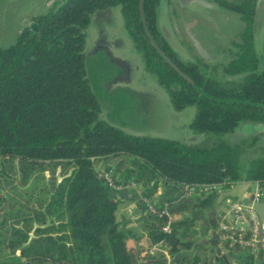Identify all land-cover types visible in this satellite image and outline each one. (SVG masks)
I'll return each instance as SVG.
<instances>
[{"label":"trees","instance_id":"trees-1","mask_svg":"<svg viewBox=\"0 0 264 264\" xmlns=\"http://www.w3.org/2000/svg\"><path fill=\"white\" fill-rule=\"evenodd\" d=\"M138 2L69 0L53 15L34 19L39 32L26 27L13 44L0 48V160L53 175L37 224L31 215L20 221L9 212L13 202L0 187V246L13 253L3 252L0 264H138L137 254L141 261L164 259L141 257L140 235L119 221L124 201L136 203L150 245L163 241L177 264H210L209 245L198 243L210 231L207 212L218 193L186 198L185 186L226 189L243 180L264 186V158H249L258 138L234 143L228 138L242 123H264V109L201 96L153 48L139 22ZM120 4L125 26L141 29L133 42L146 72L157 76L176 111L196 107L189 128L206 137L203 143L133 136L101 119V103L88 79L85 36L78 28L63 31L72 25L87 28L96 10ZM156 5L157 0H147L144 6L150 27ZM182 65L214 97L264 104V74L230 84L208 76V67ZM102 170L112 171L117 183L141 184L140 193L116 192L99 176ZM144 198L173 214L171 234L162 232L165 222L148 212ZM8 218L16 223L8 227ZM217 242L224 251L213 264H264L250 249L230 247L218 237Z\"/></svg>","mask_w":264,"mask_h":264},{"label":"flooded vegetation","instance_id":"flooded-vegetation-1","mask_svg":"<svg viewBox=\"0 0 264 264\" xmlns=\"http://www.w3.org/2000/svg\"><path fill=\"white\" fill-rule=\"evenodd\" d=\"M59 1H32L22 6V10L33 22L38 16L53 15L69 0L65 3V0ZM146 1L144 0L143 8ZM161 2L162 0H157L155 19L151 21V27L145 15L146 23L158 46L177 67H185L182 63L191 64L192 67H208L205 70L208 76L230 84L243 82L253 73L264 74V0H164L163 7ZM128 3L136 5L135 1ZM128 3L125 2L124 5H130ZM140 4L141 0L138 2L139 22L148 38L141 17ZM122 6L120 4L99 9L93 14L107 9L120 11L124 32L133 44V53L140 57L144 72L151 74L146 72L142 55L135 49L133 42V35L141 32L139 24L132 25L136 28L135 32L132 27L130 29L125 26ZM82 29H85V33L82 31L81 33L86 41L90 35L89 25ZM199 50L204 51L205 57ZM84 51L88 79L99 102L105 104L106 101L103 99L109 101L110 96L104 95L103 84L115 77L114 70L107 67L119 65L106 52H104L106 55H101L104 50H88L86 44ZM163 61L166 63L164 59ZM229 67L247 68L231 74L227 72ZM220 69L226 75L225 81L217 75ZM104 70L106 72L103 74Z\"/></svg>","mask_w":264,"mask_h":264},{"label":"crops","instance_id":"crops-1","mask_svg":"<svg viewBox=\"0 0 264 264\" xmlns=\"http://www.w3.org/2000/svg\"><path fill=\"white\" fill-rule=\"evenodd\" d=\"M21 3L24 6L27 5L26 0H21ZM122 23L119 10H103L94 16L89 24L90 35L86 39L87 49L104 50L101 55H106L104 54L106 52L119 65L118 67H107L114 70L115 77L108 80L105 85L103 84L104 95L110 96V99L109 101L103 99L106 102L101 103V119L125 134L179 141L190 145L199 144L201 142L199 136L204 135L195 134L189 128L195 113L185 115L187 108L182 111H176L173 108L169 94L161 87L157 77L144 72L141 59L133 53V44L125 34ZM105 72L104 70L103 74ZM252 137L258 138V142L249 158H264V123H242L228 138L234 143ZM257 185L243 180L223 189V192L218 194L213 208L207 212L210 231L201 238L198 246L209 245L210 264H213L216 254L224 251L223 246L217 242V232L219 219L228 210V199L244 200L256 210L262 222L261 240L264 242V200L259 203L253 202ZM121 206H124L122 212H125L128 217L127 228L140 235L137 242L139 250L142 252L143 248L147 247L151 249L136 203L124 201ZM122 212L119 211V217ZM196 251L193 249L190 254H195ZM174 264H177V259Z\"/></svg>","mask_w":264,"mask_h":264},{"label":"rangeland","instance_id":"rangeland-1","mask_svg":"<svg viewBox=\"0 0 264 264\" xmlns=\"http://www.w3.org/2000/svg\"><path fill=\"white\" fill-rule=\"evenodd\" d=\"M35 1V0H33ZM60 0L59 2H62ZM68 1L65 0L64 3ZM30 0H26V4H29ZM63 3V4H64ZM21 0H0V48L8 47L13 44L20 32L28 27L32 22L30 16H28L23 10ZM222 81L226 80V75L220 69L217 74ZM196 114V107H188L185 111V115ZM195 116V115H194ZM194 118V117H193ZM192 118V119H193ZM182 136V135H181ZM203 137V138H202ZM199 136L201 142L205 136ZM189 140L191 138L189 137ZM193 140V139H192ZM231 141V140H230ZM198 144V143H197ZM254 158V157H250ZM49 171V170H48ZM53 178L52 173L42 172L39 167L32 165H25L17 160H0V187L2 194L7 196L13 202V209L10 207L9 212L13 211L16 214L18 220L22 221L24 218H28L30 215L34 217V224L39 223L40 209L44 210V207L49 201L47 190L50 186V181ZM124 206H120L119 211H123ZM39 217V219H38ZM8 218V227L16 221H10ZM49 220V219H48ZM10 221V222H9ZM119 221L123 225H127L128 217L125 212L120 213ZM3 240V237L1 238ZM7 245V243H6ZM150 245L151 247L154 246ZM148 248V247H147ZM147 248H143L142 256L145 257H160L161 253L155 255L149 254ZM4 253L13 254L11 250L7 251L4 246H0V255ZM176 260L171 258L170 264H174Z\"/></svg>","mask_w":264,"mask_h":264},{"label":"built area","instance_id":"built-area-1","mask_svg":"<svg viewBox=\"0 0 264 264\" xmlns=\"http://www.w3.org/2000/svg\"><path fill=\"white\" fill-rule=\"evenodd\" d=\"M99 176L106 181V183L116 192L129 191L140 193L142 188L141 184L135 181L126 183H117L112 176V171L102 170ZM184 197H200L203 194H208L216 191L218 194L223 192L222 187L215 185H188L185 186ZM264 200V186L257 185V189L253 195V202L259 203ZM147 204V210L158 219L165 222L162 232L166 235L172 233V221L174 220L173 214L169 212L166 207L157 209L155 204L151 203L148 199L144 198ZM228 210L221 215L218 223V238L221 242L228 244L230 247H242L251 250L261 256L264 261V242L261 240L262 222L256 210L247 204L244 200L228 199ZM149 254L152 256L156 253H161L162 257L171 262V254L168 247L164 242L155 244L148 249ZM142 253V252H141ZM143 254V253H142ZM141 257L143 258L144 256Z\"/></svg>","mask_w":264,"mask_h":264},{"label":"water","instance_id":"water-1","mask_svg":"<svg viewBox=\"0 0 264 264\" xmlns=\"http://www.w3.org/2000/svg\"><path fill=\"white\" fill-rule=\"evenodd\" d=\"M36 1V0H35ZM40 1V0H38ZM163 3H164V0H162L161 2V6L163 7ZM143 5H144V0H141V4H140V10H141V17H142V21H143V24H144V27H145V32L149 38V40L151 41V44L152 46L154 47V49L159 53V55L166 61V63L168 65L171 66V68L173 70H175L179 75L180 77H182L185 81H187L190 85H192L194 87V89L203 97L205 98H208L210 100H213V101H216V102H222V103H227V104H242V105H248V106H253V107H257V108H260V109H264V104H257V103H252V102H248V101H240V100H229V99H220V98H217V97H214L208 93H206L205 91H203L200 87H198L195 82L190 78L188 77L179 67H177V65H175V63H173L168 57L167 55L161 50V48L158 46V44L156 43L155 39L153 38L148 26H147V23H146V18H145V14H144V8H143ZM108 11H111V9H107ZM100 11L96 12L95 14L91 15V19H94V16H96L97 14H99ZM103 12V11H101ZM100 12V13H101ZM30 31L35 34L37 32H39V29L37 27V24L35 22H31L29 25H28ZM80 29L82 32L85 33V29H82V28H79L75 25H72L68 28H66L63 32L65 31H68L70 29ZM63 32H61L60 34H62ZM59 34V35H60ZM191 37V36H190ZM51 42V41H49ZM199 52L201 53V55L203 57H205V53L203 50H199ZM84 55H86V52H84ZM118 199H121L122 197L121 196H117ZM136 259H137V262L138 264H159V263H163L166 261V259H160V260H156V259H150V260H144V261H141L139 259V255L137 254L136 255Z\"/></svg>","mask_w":264,"mask_h":264}]
</instances>
